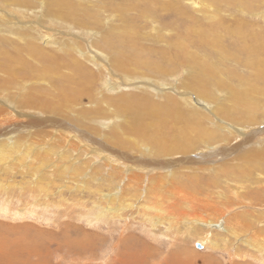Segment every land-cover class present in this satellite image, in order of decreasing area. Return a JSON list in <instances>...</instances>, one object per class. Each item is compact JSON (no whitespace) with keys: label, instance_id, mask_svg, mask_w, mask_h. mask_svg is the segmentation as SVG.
<instances>
[{"label":"rangeland","instance_id":"obj_1","mask_svg":"<svg viewBox=\"0 0 264 264\" xmlns=\"http://www.w3.org/2000/svg\"><path fill=\"white\" fill-rule=\"evenodd\" d=\"M2 1L13 2L12 0ZM23 1L24 3L18 4L20 8L13 6L14 8L9 10L22 12L23 23H20L18 15L15 16L16 18L10 16L11 22L14 23L11 26L15 25L13 32H17L20 26H28L32 29L28 35L29 39L23 41L21 36L17 37L9 29L0 27V62H2V53L17 57L19 61V64H15V69L13 68L15 76L9 81L5 74L0 72V104L6 106L11 103L12 107L16 106L24 110L30 107L32 109H29L31 111L29 114L34 118H48L49 114L45 111L40 110L44 112L40 117L35 113L37 107L29 106L27 103L32 102L35 94L42 99L48 98L49 101L52 99L55 101L61 91H66L64 84L69 85L68 82L75 71L71 63V58H74L83 63V67L96 74V80L89 92L92 94L80 95L78 99L82 101L77 107L81 109L91 107L94 111L97 105V108L104 112L99 116H87L89 120L85 125L90 124L91 127L98 125L99 129H101L99 126H103V130L113 127L119 132L120 138L126 142L134 140L133 137H135L129 117L123 111L115 112L107 108L101 103L102 95H107L106 98H115L123 93L138 94L145 97L150 96L155 102L165 103L166 97L160 94L163 93L174 98L182 111H198L204 116L201 128L207 135L201 140L202 144L196 145V148L205 153L213 152L216 148V146L215 148L210 147V138L218 140L226 137V141L232 140V143L236 141V138L234 139L236 136H231L225 130V126L237 130L240 134H246L251 128L253 130L264 127V93L258 91L253 94L252 90L249 97L252 101L254 98L257 103L254 114L257 119L255 126L249 124L244 127L241 126L243 124L240 120L234 121V118L238 116L237 111L233 112L234 104L230 89L234 88L238 91L246 89L252 82V75L254 79L255 74L252 69L244 65L243 61L246 59L244 55H238L240 60L237 57H231L240 46V41L235 36L223 35L217 38L219 42L215 49L207 44L198 43L196 36L189 37L188 34L185 37L180 33L194 20L206 26L209 22L210 25L214 24L216 20L212 18V10L216 8L217 17L224 27L232 28L242 23L241 27L245 35L264 34V0H237L231 4L224 0H217L215 6H209L210 9L202 7L199 11L195 5H192L193 0H67L73 6L72 9L64 7H55L56 9L53 7V9L44 4L47 0ZM176 6L185 10L189 19L185 17L184 20L178 9L176 10ZM10 13L12 15V12L7 14ZM215 26L219 27L217 24ZM43 28H52L53 39L33 31L45 30ZM130 31L135 32L138 39L137 48H135L137 53H134L140 58L138 60L142 65L133 63L129 58L125 60V57L121 60L115 59L114 47L111 45L115 42L113 37ZM245 40L250 41L247 37ZM73 42L78 43L79 48L88 57L84 58L78 50L70 51ZM126 46L131 48L129 42ZM29 47L35 49L30 51ZM178 47L187 50L186 53L190 55H195V59L202 61L213 72L210 81L205 83L203 88L195 82L194 76L197 68L188 60L186 63L180 58L173 62L172 64L175 65L173 75L168 72L166 75H158L157 69L143 64L144 61L162 60V54L174 55ZM95 55L99 57V60H103L101 64H97ZM114 59L121 62L123 66H116ZM132 64L137 67L136 70ZM162 66L167 65L163 62ZM108 68L114 70V76ZM125 74L128 77H122ZM110 78L114 83H110ZM113 84L117 86L112 87ZM256 85L264 86L260 82ZM200 90L206 94L204 97L198 93ZM66 94L68 95L69 92ZM89 95L92 96L93 102L89 101ZM238 110H240L239 106ZM63 116L55 117L57 120H64ZM93 118L98 120L97 123ZM99 120L100 123H98ZM227 122L229 125H226ZM129 130H131L130 135L127 134ZM92 133L97 134V132ZM69 134L71 136L67 137V143L70 145L73 142L76 150L73 152V147H71V153L70 150L66 153L69 158L73 157L71 162L74 166H78L79 174L75 179L73 177L70 179L56 178V169L52 170V159L48 158H44V166L39 169H35V166L30 163V158L23 154L16 157L22 156L23 163L20 161L12 166L10 164L15 161L9 163L6 159L0 162V209H3L4 203V206H11L12 209H8L7 212L0 210V253L5 254L3 258L5 261L0 264H13L14 262V264H115L114 262L121 256L119 252L121 254L124 252L120 249L121 242L127 237L130 238L131 235L132 240L140 239L145 246L155 251L146 257L147 264H165L167 260L161 258L166 257L167 259L169 254L174 253L178 257L172 256L170 260L173 261L168 264H264V253L253 251L241 241L230 240L227 244L220 243L217 249L212 248L206 234L220 233L223 228L208 229L203 224L185 225L187 221L180 223L179 214L187 211L183 206L167 208L166 205L169 216L180 226L177 234L170 236L166 233L167 225L163 224V221L167 222L164 217L159 216L154 219L155 223L150 221L153 224L150 231L148 225L145 227L140 221L142 220L140 214L145 213L144 218L147 220V217L153 215L152 210L146 213L139 208V206H146L150 200L142 193L138 195L140 196L137 199L139 201L132 203L133 208H126L131 203H125L122 207L116 206V210L120 209L118 215L121 216L116 221L102 222L93 219L89 214L90 211L96 213L97 201L104 207L108 204L105 198L116 196V191L98 185L95 179L89 177L91 172L97 168L96 165H100L99 159L96 155H92L90 148L82 144V136H77L76 130L70 131ZM84 137L90 140L88 135ZM97 138L102 139L101 135ZM220 143L217 145L220 148L227 144L226 142ZM90 146L93 145L90 143ZM257 146L264 147V135H257L248 146L239 149L235 156L207 154L200 164L193 165L184 171H178L172 179L166 176L165 183L174 188L178 185L182 186L185 194L192 197L191 203L197 201L198 206L200 202H205L203 205L205 206L211 199L220 205L225 203L231 211L226 217L239 215L238 218L247 224L248 230L262 229L264 231V157L253 155V148ZM79 147L84 149V152H79L77 150ZM182 150L177 151L181 154ZM132 151L130 152L132 155L137 152ZM56 152V156L61 153L60 150ZM112 155L114 157L113 153ZM179 156L187 158L191 157L192 153L187 152ZM115 161L120 163L117 158ZM21 164L24 166L26 164L25 171L24 166L21 168ZM131 169L129 174L137 172L135 168ZM81 176H83L82 181L77 180ZM169 179L172 182H168ZM236 182H245L243 190L235 186ZM96 187L99 188L100 193L95 192V189H98ZM235 193L239 195L238 200L233 199L232 194ZM7 199H10V202H5ZM26 203L30 209L27 207L23 212L17 213L25 208ZM198 206L197 208H200ZM159 219L161 221H158ZM187 227H190V231L186 232ZM262 235L264 237V232ZM81 240L85 243L98 242L91 252L74 254L72 258H75L76 262L75 259H70L72 255L66 257L67 259H62V253H68L69 249L75 247L79 248ZM134 245L139 244L135 243L132 246ZM13 250H19L22 253L19 254ZM129 253L134 255V251ZM158 256H160V261Z\"/></svg>","mask_w":264,"mask_h":264},{"label":"bare ground","instance_id":"obj_2","mask_svg":"<svg viewBox=\"0 0 264 264\" xmlns=\"http://www.w3.org/2000/svg\"><path fill=\"white\" fill-rule=\"evenodd\" d=\"M12 1L13 2H3L2 0H0V27L9 29L10 32H12L14 35H17V37L21 36L23 41L27 40L29 39L28 35L30 34V31L32 29L28 28V26H20L17 32H13L12 29H14L15 25L11 26V24L14 23L11 22L10 16L17 17L18 15V18L21 21L20 23H23L22 19L24 18H22V12L18 13L15 10L9 11L10 8H14L13 6L18 8V4L24 3V1ZM224 1L228 4H231L232 2L237 0ZM215 3H217V0L192 1V5H195L198 8V11L202 10V7H208L210 9L209 6H215ZM44 4L48 5L51 8H73V6L67 0H47V2ZM176 7V10L178 9V12L182 17H184V20L185 17L189 19V16H187L186 12H184L185 10L183 11L182 8L178 6ZM8 12H12V15L11 13L7 14ZM217 12L218 10H216V8H213L212 18L216 20L214 24L210 25L209 22V24L206 26V24L202 25V23L200 24L198 21L196 22V20H194L191 25H186L184 31L180 33L185 37H187L188 34L189 37L196 36V40L198 43L205 45L207 44L215 49H217V43L219 42L217 38L223 35L235 36L240 41V46L238 47V49H236L237 51H235V53L231 55V57H237L240 60L238 55H244L246 57V59L243 61L244 65L249 69H252L255 74L254 79L252 75V82L249 83L246 89L241 91L235 90L234 88L230 89L231 99L233 100L234 104L233 112L237 111L238 116L234 118V121L240 120L243 124L241 126L244 127L249 124H253V126H255L257 119L254 114L257 103L255 102L254 98L252 101L249 97L252 90L253 94H256V91L264 93V86L258 87L259 85H256L257 82H260V84L264 85V34L245 35L244 30L242 31V23H238L232 28L224 27L221 20H219V18L217 17ZM33 19L31 20L33 21ZM215 24L219 25V27L215 26ZM43 29L45 30L40 29L39 31H33H35L36 34H40L41 36L47 35L48 38H52V28ZM20 31H24V33L21 34ZM135 35V32L130 31L126 34H122L121 36L113 37V40L115 42L111 43V45L114 47L116 60H121V58L125 57V60H127L126 58H129L133 63L142 65L138 60L140 58H138L136 55L137 50L135 48H137L138 39ZM245 37H247L250 41H246ZM128 42L130 43L131 48H128L126 46V43ZM72 45L73 47H71L70 51L78 50L82 53L84 58L88 57L85 52H83L79 48L80 45L78 43L76 44L75 42H73ZM66 47H68V45ZM33 49L35 48L29 47L30 51H33ZM186 52L187 50H183L178 47L174 55L165 56L162 54V60L156 59L152 61H144L143 64H148L150 68L157 69L158 75H166L167 72L168 74L171 73L173 75V66L175 67V65H173L172 63L178 61L180 58H182V60H184V62L186 63H188L186 61L188 60L192 63V65L194 64V66H196L197 73L194 76L195 82L199 85L200 88H203L204 85H206L205 83H208L210 81L211 76H213V72L208 69V67L202 61L195 59V55H190ZM2 56V62H0V72L5 74L7 81H9V79L15 76V70H13V68L15 69V64H19V61L17 57H13L8 53H2ZM95 57L97 56L95 55ZM98 58L99 57H97L95 61L98 62H96L97 64H101L103 60L101 61ZM71 59V63H73L72 66H74L75 71L74 75L71 77V80H69L68 82L69 85L64 84L67 90L61 91V94L56 97L55 101L54 99H52L53 101H49L50 99L48 100V98L42 99L39 95L35 94L32 97V102L28 101L27 103V105L29 106L37 107L35 109V111L37 110L35 113L39 114V116H43L44 112H40V110H43L46 114H49L51 118L49 116L45 119L34 118L29 114L31 112L29 109H32L29 106L28 110H24L18 109L16 106L12 107L11 103H8L6 106L0 104V162H4L6 161V159H8L9 163L10 161H15L13 164H10L14 166L23 159L22 156L19 158L16 157L19 154H23V156L27 155V157L30 158V163L35 166V169H39L41 168V166H44V158H48L52 159V170L54 171V169H56V178L66 177L67 179H70V177H73V179H75L79 174L78 166H74L73 162H71L73 157L69 158L66 152L70 150L71 153V147H73V152L76 150V148H74L75 145L73 142H71L70 145H68L69 143H67V137L71 136L69 134L70 131L72 132L76 130V132L78 133L76 135L82 136V144L85 145V147L90 148L92 151V155H96L99 159L98 161L100 162V165H96L97 168H95V170L91 172L89 177L91 179H95L98 185H103L108 187V189L113 190L114 192L116 191V196L108 198L104 197L106 201H108L107 205H104V207H102V203L100 204V202L97 201V204L95 206L96 213L94 211H90L89 215H91L96 221H116V219H119V217H121L118 215L120 209L116 210V206L122 207V205L125 203H131L126 208H133L132 203L140 198V196L138 197V195L142 193L145 195V198L149 197L150 200L147 202L146 206H139V208H141L144 212L146 211V213L147 211L152 210L153 215L147 217V220L146 218H144V215H146L145 213L140 214L142 218V220L140 221L145 227H147L148 225L150 231L153 225L150 221H153V223H155L154 219L158 218L159 216L164 217V220L167 222L164 223L163 221V224L167 225V227L165 228V232L170 236H174V234H177V230L180 226L177 221H173L171 219V217L169 216V212H167V208H174V206L181 208L183 206L187 211H183L181 212V214H179L181 218L179 220L180 223L183 221H187L185 225L198 226L203 224L208 229L217 227L223 228L221 230L222 232L219 231L220 233L213 234L210 232L206 234V238L210 242L212 248L217 249L220 243L223 245V242L227 244L230 240H235L237 242L241 241L242 244H244L248 248H252L253 251L264 253V237L262 235V232L264 231L262 229H257L254 231L248 230L247 224L243 223L242 220L238 218L239 215L226 217L231 211H229L230 209L226 207L225 203L220 205L211 199L207 201L205 206H203L205 202H200V206H198L199 203H197V201L191 203L192 197H190L188 194H185L182 186L178 185L174 188L173 186L168 185V183H165L166 176L172 179L178 171H184L189 169L193 165L200 164L202 158H204V156L207 154H213L215 156L223 154L224 157L228 155L235 156L239 149L248 146L251 140L254 141L257 135H264V127L253 129L254 131L251 128V130H249L246 134H240L237 130L232 129L229 126H225V130H227L231 136H236L234 137V139L236 138V141L234 143H232V140L226 141V137L218 140L210 138V147L216 146V148L214 147L215 149L213 152L205 153L204 151H200L196 148V145L202 144L201 140L204 139L207 135L205 130L201 128V123L204 116L198 111H182L178 107L177 102L174 98L170 97L169 95L166 96V94L163 93L160 94L161 96L166 97L165 103H158L155 102V100L151 99L152 97L150 98V96L145 97L138 94L127 95L123 93L122 95H119L115 98H106L107 95H102L103 98H101V103H103L107 108H110L115 112L123 111V113H125L126 116L129 117V123H131L132 125V129L135 132V137H133L134 140H128L126 142L122 140V138H120L119 132L113 127H109L108 129L103 130V126H99L101 128L99 129L97 127L98 125H95V127L97 128H95L94 126L91 127L90 124L89 126L85 125L87 124L86 121L89 120L87 116H99L103 115L102 113H104L99 108H97V105L96 107H94V111L91 109V107L90 109H81L77 107V105H79L78 103L82 101L81 99H78L80 95L87 94L88 96V94H92L89 92L91 91V86H93V83L96 80V74L91 70L83 67V63L78 62L74 58ZM115 59L114 61L116 66H123L121 62L116 61ZM163 62H165V65H167L168 67L162 66ZM132 66L136 70L137 67H135L133 64ZM169 67H171V69ZM108 70L111 71L110 73H112L113 75L114 70L109 68ZM122 77L128 76H126L125 74V76ZM110 81V83H114V81L112 82L111 78ZM111 86L113 87L117 85L113 84ZM66 92H69V94L67 95ZM198 93L202 97L206 95L203 90H200ZM89 101L93 102V98L90 95ZM238 106L240 107V110H238ZM55 116H63L62 119L64 120H57ZM94 121L97 123L98 120L94 119ZM98 123H100V120ZM226 125H229V123ZM82 128L86 130H83ZM106 130L108 132H103ZM92 132H97L99 136H97V134H93ZM127 134L130 135L131 130H129ZM85 135H88L90 140L85 139ZM100 135L102 139L97 138L100 137ZM220 142H226L227 144L220 148V146H217L218 144H221ZM90 143L93 146H90ZM67 145L68 147H66ZM116 147H118L119 149H117ZM178 149H183L181 154L190 152L192 153V156L187 158L181 157L179 156L181 155L179 154L180 152L177 151ZM195 149L197 150L194 151ZM57 150L61 151V153H58L59 156H56L55 154L57 153ZM77 150L79 152H84V149L80 147ZM132 150L137 151L136 154H130ZM112 153L114 154V157ZM132 153L134 152L132 151ZM253 153V155L255 156L264 157V147L260 148V146H257L256 148H253ZM11 155H13V158H11ZM115 158H117V160H120V163L115 161ZM123 161H127L129 163L125 164ZM21 163L23 162L21 161ZM21 165L22 168L24 164ZM26 167L27 166L25 164L24 171L26 170ZM99 167L101 168L98 169ZM131 168H135L137 172L134 171L135 173L129 174L128 172ZM107 169H109L110 173H108L109 171H107ZM82 177L83 176H81V178H78L77 180H81ZM168 182L172 181L170 180ZM244 183L245 182H236L235 186L238 189L243 190ZM95 192L100 193L99 188L95 189ZM118 193L119 196H117ZM232 195H234L233 199H239L238 193ZM9 200L10 199H7L5 200V202H10ZM115 202H117L116 205ZM36 205L38 206V204ZM3 206V209L0 210L4 212H7L8 209L12 210L10 208L11 206ZM37 206L35 207L37 208ZM197 206L200 208H197ZM27 207L29 208V205L26 203L25 208L17 213L23 212ZM91 209L93 210V208ZM158 221H161V219H159ZM158 221H156L157 224ZM187 231H190V227L186 228V232ZM131 237H127L121 242L120 249L124 252L122 254L121 252H119V255L121 256L116 260V262H114L115 264H147L148 259L146 257H148L149 254L155 252L152 248L145 246L140 239L132 240ZM97 239H99V237ZM79 242L78 243L80 246H86L83 248H81L80 246L79 248H76L73 245L75 248L69 249L68 253H62V259L70 257L72 255L70 259L74 260L75 258H72L74 254L80 255L83 252L86 253L85 251L91 252V249L98 241L94 243H85L83 240H81ZM135 243L139 245L132 246ZM13 251L18 252L19 254L22 253L19 250ZM130 251H134V255H131L129 253ZM172 256L178 257L177 254L174 253L173 255L169 254L167 259L166 257H162L161 259L167 260L165 264H168L173 261L170 260ZM3 258H5V254L1 252L0 263H3L5 261ZM158 258L160 261V256H158Z\"/></svg>","mask_w":264,"mask_h":264}]
</instances>
